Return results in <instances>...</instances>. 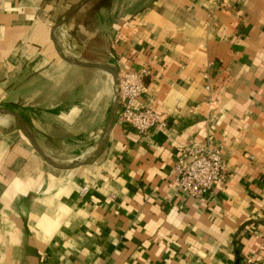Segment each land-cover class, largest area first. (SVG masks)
<instances>
[{
  "label": "crops",
  "instance_id": "crops-1",
  "mask_svg": "<svg viewBox=\"0 0 264 264\" xmlns=\"http://www.w3.org/2000/svg\"><path fill=\"white\" fill-rule=\"evenodd\" d=\"M80 1L0 0V109L62 162L92 155L113 109L109 74L52 40ZM97 2L62 28L67 56L147 70L136 107L166 126L140 136L118 109L95 163L56 171L0 115V264H264V0ZM190 145L227 167L203 199L174 183Z\"/></svg>",
  "mask_w": 264,
  "mask_h": 264
},
{
  "label": "built area",
  "instance_id": "built-area-1",
  "mask_svg": "<svg viewBox=\"0 0 264 264\" xmlns=\"http://www.w3.org/2000/svg\"><path fill=\"white\" fill-rule=\"evenodd\" d=\"M147 70L119 74L117 95L118 120L140 136L152 129L166 126L161 116L150 107H136L137 100L147 92ZM207 78V75H204ZM174 183L177 191L195 199L220 189L226 179L227 167L219 145H190L175 161ZM243 264H255L252 257Z\"/></svg>",
  "mask_w": 264,
  "mask_h": 264
},
{
  "label": "water",
  "instance_id": "water-1",
  "mask_svg": "<svg viewBox=\"0 0 264 264\" xmlns=\"http://www.w3.org/2000/svg\"><path fill=\"white\" fill-rule=\"evenodd\" d=\"M89 0H81L76 6H74L68 14H66L59 22H57L52 30V40L54 41L56 48H57V43L55 42L56 36L58 32L64 27L66 22L76 13L78 12ZM58 55L60 59L72 66L76 67H81V68H92V69H97L101 70L111 77L112 83H111V91H112V99H113V109L111 113V117L109 119L108 125L99 141L98 147L94 150L92 155L89 158H84V159H76V160H71L70 162H62L55 160L54 158L50 157L47 155L37 144L35 141L32 133L29 131L25 123L23 122L21 116L16 113L13 110L9 109H0V115L1 116H6V117H11L14 120L15 125L17 128L23 133L33 150L38 154V156L45 162L47 166H49L51 169L56 170V171H70L74 170L83 166H88L92 165L95 163L97 158L102 154L106 144L107 140L109 138V135L112 131V128L114 126L115 120H116V115L119 109L118 105V95H117V85H118V77L119 73L118 71L106 64H100V63H91V62H86L79 60L77 58L71 57V56H65L60 52L57 48Z\"/></svg>",
  "mask_w": 264,
  "mask_h": 264
},
{
  "label": "bare ground",
  "instance_id": "bare-ground-1",
  "mask_svg": "<svg viewBox=\"0 0 264 264\" xmlns=\"http://www.w3.org/2000/svg\"><path fill=\"white\" fill-rule=\"evenodd\" d=\"M64 39H65V31H64V29H61V30L58 32L57 42H58V45H59V47H60V49H61L62 54L66 56V55H67L66 52H65V47H66V45L62 43V42L64 41ZM2 117H3L6 121H8L7 117H5V116H2ZM3 121H4V120H3L2 118H0V125L2 124Z\"/></svg>",
  "mask_w": 264,
  "mask_h": 264
},
{
  "label": "trees",
  "instance_id": "trees-1",
  "mask_svg": "<svg viewBox=\"0 0 264 264\" xmlns=\"http://www.w3.org/2000/svg\"><path fill=\"white\" fill-rule=\"evenodd\" d=\"M95 1H96V0H91V3L95 2ZM108 1H109V0H106V3H103L102 0H98L97 4L99 3V4H101V5H105V4H107ZM99 4H98V5H99Z\"/></svg>",
  "mask_w": 264,
  "mask_h": 264
},
{
  "label": "rangeland",
  "instance_id": "rangeland-1",
  "mask_svg": "<svg viewBox=\"0 0 264 264\" xmlns=\"http://www.w3.org/2000/svg\"><path fill=\"white\" fill-rule=\"evenodd\" d=\"M103 1V3H106V0H102Z\"/></svg>",
  "mask_w": 264,
  "mask_h": 264
}]
</instances>
